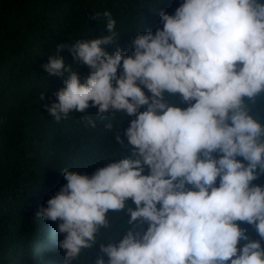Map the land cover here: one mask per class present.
<instances>
[{"label":"clouds","instance_id":"obj_1","mask_svg":"<svg viewBox=\"0 0 264 264\" xmlns=\"http://www.w3.org/2000/svg\"><path fill=\"white\" fill-rule=\"evenodd\" d=\"M103 15L109 35L57 44L42 65L63 77L58 102L44 105L56 122L90 107L101 119L135 117L124 130L127 158L91 176L61 170L67 183L36 212L59 221L63 264L97 244L94 264H264V185L253 183L264 175V125L248 103L264 98V3L183 0L159 12L155 33L136 34L130 55L108 50L116 22ZM64 49L90 69L83 82ZM177 95L187 107L166 98ZM109 212H126L129 227L105 244L97 236L111 227Z\"/></svg>","mask_w":264,"mask_h":264},{"label":"trees","instance_id":"obj_2","mask_svg":"<svg viewBox=\"0 0 264 264\" xmlns=\"http://www.w3.org/2000/svg\"><path fill=\"white\" fill-rule=\"evenodd\" d=\"M181 3L183 0H0V264H63L65 251L57 243L64 238L57 231L59 221H41L36 216L67 183L60 171L91 176L130 155L124 130L135 117L121 112L101 119L97 109L90 107L86 113L74 111L56 122L44 105L58 102L55 93L64 87L63 77L49 76L42 65L49 56L57 55V44L109 35L106 11L116 22L117 34L108 50L115 52L120 47L130 55L136 34L155 33L162 27L159 12L173 14ZM60 55L83 82L90 69L73 61L67 49ZM166 98L187 107L178 95ZM248 103L250 114L264 125V98ZM89 117L96 127L87 126ZM109 121L111 131L105 128ZM118 135L123 144L117 141ZM253 183L264 185V175ZM128 204L135 208L131 200ZM108 215L111 227L101 229L97 236L105 244L112 237L115 242L123 238L130 218L126 212ZM142 227L146 230L147 224ZM241 227L252 240L260 239L251 225ZM97 253L98 244L83 250L73 264H94Z\"/></svg>","mask_w":264,"mask_h":264}]
</instances>
